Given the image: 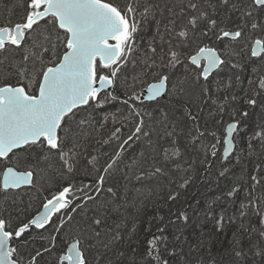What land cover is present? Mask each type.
Returning <instances> with one entry per match:
<instances>
[{"label": "trees", "instance_id": "1", "mask_svg": "<svg viewBox=\"0 0 264 264\" xmlns=\"http://www.w3.org/2000/svg\"><path fill=\"white\" fill-rule=\"evenodd\" d=\"M218 1L134 0L136 20L138 15L141 17L140 31L135 37L130 63L122 69L114 89L116 99H112V92H109L108 99L103 103L90 102L75 110L71 118H66L68 126L61 132L62 138L67 132L64 151L71 149L69 162L73 165V171H67V165L55 150L31 148L40 149L41 155H30L26 159V149L16 151L17 154L11 157L12 164L19 170L37 171L35 187L7 193L0 191V214L11 218L12 225L16 227L40 210L43 197L48 200L65 186H71L75 195L70 198L73 199L75 211L69 209L67 214L73 216V221L66 224L58 235L63 240L72 241L80 237L88 263L101 259L97 264H157L149 256V242L163 236L166 244H160L159 251L161 259L167 260L168 264H264V236L261 235L264 231V88L260 87L257 79L261 78L263 64L260 58H252L250 53L254 41L264 39V15L258 23L261 28L257 27L262 29V34L255 38L252 24L257 23V18L246 15L253 9L250 8L251 3L231 0L230 4L223 5L222 1ZM26 2L0 0V22L23 18ZM112 2L126 9L131 0ZM189 4H196V10L216 19L217 32L221 29L237 30L238 25L245 26L242 38L220 39L224 43L222 52L225 59L236 67L227 63L211 78L206 91L208 101L201 112V124L207 126L214 122L224 127L230 119L241 121L240 132L236 135V152L230 160L222 162L217 148L215 155H212L213 147L210 149L199 142L210 156L208 166L202 172H199L194 158L184 160L186 157L178 147L170 151L172 159L168 166L163 161L165 150L156 151L157 143L153 139L162 143L178 136L167 135L172 127V109L161 106L163 101L156 103L154 108H146L147 105L142 104L133 109L125 103L131 101L130 93L141 94V88L169 72L167 67L149 68L144 63L147 59L151 64L154 59L156 65H161L160 54L169 47L181 53L183 70L191 73L194 69L185 58L189 52L192 53L193 45L194 51L204 46L206 37L201 35L199 29L189 28V39L181 44V38L175 33V29L180 31L185 26L182 24H186V19H183L185 23L182 18L179 19L177 8L185 10L184 17L190 12L196 15V10L189 8ZM145 7L148 8V15L142 17ZM205 24L206 21L200 28L207 31ZM151 29L158 36L152 35ZM141 30L145 34L141 35ZM161 44L167 46L164 51L158 50ZM186 44L192 45L191 49ZM150 45L157 49V55H152ZM9 50L7 52L15 56H11V67L7 69L9 78L27 84V78L21 80L17 75V67L23 66V51L14 50L11 53ZM63 50L59 47L56 55H61ZM44 56L48 58L51 53H44ZM169 58L165 55L163 63ZM28 67L31 71V65ZM172 81L175 82V79L172 78ZM28 90L35 93L37 89L33 86ZM249 99H255L256 105H249ZM244 112L249 114L244 116ZM140 116L144 118L143 128L140 134H136ZM196 135L199 134L196 132ZM196 135L185 136L195 142ZM130 136L132 140H128ZM125 141L128 143L125 144ZM176 150L178 153L174 155ZM117 153L120 154L119 159L113 169L105 174L104 169L117 157ZM2 162L0 160V173ZM157 167L162 172L152 175ZM101 175L105 176L104 190L97 194ZM253 176L257 177L259 183L252 180ZM108 187L116 192L115 197L107 193ZM233 188L238 190L228 196L227 193ZM40 190L45 194L42 195ZM89 195L95 199L88 200ZM172 196L175 199H170ZM13 204L14 208H11ZM181 212L189 216L187 226L178 218ZM98 215H102L104 221L99 238L95 237L92 225L93 218ZM220 216L224 218L223 225L217 227L216 220ZM61 219H66V216L63 214L58 223ZM161 228L164 229L163 234L159 231ZM51 234V226L43 232L45 237ZM113 236L117 239H112ZM28 241L27 245L19 246L23 264H28L41 243L48 244L47 239L33 240L31 236ZM237 251L241 253L239 256L236 255ZM171 252L175 255H171ZM53 254L56 253L53 251ZM39 262L38 257L37 264Z\"/></svg>", "mask_w": 264, "mask_h": 264}, {"label": "snow or ice", "instance_id": "2", "mask_svg": "<svg viewBox=\"0 0 264 264\" xmlns=\"http://www.w3.org/2000/svg\"><path fill=\"white\" fill-rule=\"evenodd\" d=\"M222 2L227 5L229 0H222ZM252 4L264 10V0H252ZM188 7L196 10L198 6L189 4ZM233 7L235 8L236 5ZM134 13L133 5L129 4L126 9H121L112 0H29L28 12L23 22L11 27H0V53L7 52L9 48L23 51V66L17 67V75L21 80L28 79L27 84L0 86V159L9 160L10 154L16 155L15 150L21 148L27 150L46 147L57 152L60 159L67 165L68 172L73 171V165L69 162L71 149L69 152L64 151L67 132L64 133L63 138L61 135L62 130L68 126L66 118H71L75 110L89 105L90 102L103 103L110 95L108 89L117 87L122 69L130 63L136 42L135 37L140 31V25ZM147 15L148 8L145 7L141 16L146 17ZM246 15L252 17L253 12L248 11ZM201 20L206 21L207 31L200 28ZM189 26L191 30L199 29L204 37H209L212 33L216 39L229 38L230 40L242 38L245 27L238 25L236 31L221 29L217 32V20L200 12L199 15L190 16L184 28L176 33L177 37L181 38V44L189 39ZM257 27H259L257 23L252 24L253 29ZM59 47L64 50L61 55L57 56L56 52ZM149 47L152 55H157V49L151 45ZM44 53H51V56L45 58ZM165 55L170 58L163 63ZM251 55L264 58V41L260 39L254 41ZM180 56L179 51L169 47L166 52L160 54L161 65H156L154 59L151 64H148L147 59L144 63L149 68L167 67L171 70L181 63ZM188 59L191 65L200 69L199 76L204 81L209 80L213 69L230 63L222 58L216 48L206 45L198 47L195 55H190ZM28 65H31V71ZM168 80V75H160L159 81L148 88L149 99L162 95ZM33 86L37 89L35 93L28 90ZM260 87L264 88V80L260 81ZM102 92L104 96H101ZM111 98L116 99L115 96ZM247 103L255 106L257 102L255 99H249ZM136 115H139V112H136ZM243 115L247 116L248 113L244 112ZM142 128L143 121L141 120L135 128V133L140 134ZM237 128L236 123L228 125L229 138L225 141L228 146L224 150L225 157L228 156L233 146L232 133ZM144 134L147 135V133ZM200 135L204 133L201 132ZM132 139V136L128 138V140ZM124 143L127 144L128 141ZM212 147V155H215V145ZM177 153L178 150L173 154ZM119 155L117 153V157L104 169L105 174L113 169ZM161 172V168L157 167L152 175ZM220 174L224 175V172ZM252 180L259 183L256 176H253ZM98 183L100 189L97 194L104 190V175L98 178ZM32 184L33 172L30 170L19 171L9 166L0 173V191L7 193ZM237 190L233 188L227 195L232 196ZM106 191L112 197L116 196L112 187H108ZM74 195L73 188L65 186L43 204L41 212L27 222L17 224L14 228L11 218L0 216V264H23L19 246L27 245L29 236L33 240L47 239L48 244L43 246V251L51 253L56 247L57 235L61 229L73 221V216L68 215L67 210L75 211L73 199L70 198ZM87 199L94 200L95 198L89 195ZM170 199H175V196ZM62 211L66 219H61L59 223L54 224L53 217L58 216ZM178 218L183 220L185 226L189 224V216L186 213L181 212ZM223 220V216L216 220L217 227H222ZM92 225H94L95 237L99 238L100 229L104 226L102 215L94 217ZM50 226L52 234L48 237L43 236V232L48 231ZM159 231L163 234L164 229L161 228ZM261 235L264 236V231ZM112 239L115 240L117 237L113 236ZM129 239H131V234ZM14 243L16 246H13ZM160 244H166L163 236L159 240L153 238L149 242V256L157 264H168L167 260L161 259ZM165 251L168 249L165 248ZM170 254L175 255L174 252ZM240 254L237 251L236 255ZM120 255L124 254L120 253ZM41 256L42 252L36 250L28 264H37V258ZM56 264H88L79 239L68 246L66 254L58 257Z\"/></svg>", "mask_w": 264, "mask_h": 264}, {"label": "rangeland", "instance_id": "3", "mask_svg": "<svg viewBox=\"0 0 264 264\" xmlns=\"http://www.w3.org/2000/svg\"><path fill=\"white\" fill-rule=\"evenodd\" d=\"M1 1L6 2L7 0H1ZM221 1L222 0H219L218 2H221ZM244 1L247 4H248V2L251 3L250 8H253L254 10L251 9L249 11L253 12V16L255 18H257L256 20H257V24H258L260 19H261V16L264 15V10L256 8L252 4V0H243V2ZM230 3H231V0H229L228 4H230ZM129 4L133 5L134 0H131V2ZM223 5H225V4H223ZM177 11L179 12V19H181V18H182V20L186 19V24H187L188 18L192 15H195V14L190 12L186 15V17H184L186 14V13L184 14V12H185L184 9L178 10V8H177ZM256 11H257V13H256ZM199 13L200 12L198 10H196V15H199ZM136 14L137 13L135 10L134 15H136ZM137 22L139 23V20ZM183 22L185 23V20H183ZM204 23H205V21H203V20L200 21V25L204 24ZM186 24H182V25H186ZM189 28H190V26H189ZM260 28L255 29V33H254L255 38L259 37L262 34V29H260ZM231 31H236V30H231ZM150 32L152 35L158 36V33L156 31H153V29H151ZM177 32H178V29H175V33H177ZM140 34L141 35L145 34L144 30H141ZM173 39H175V38H173ZM204 40H205L204 46L206 45L208 47L216 48L218 50V52L222 55V58H225L224 54L222 52L223 48H224V43L220 39H216L215 36H213L212 33H210L209 37H206ZM261 40L264 41L263 38ZM177 41H179V38H177ZM213 44H216V46H212ZM166 47L167 46L161 44L158 50L164 51ZM186 47L190 48V47H192V45L186 44ZM252 48H253V45H251L250 51ZM9 52H10V50H9ZM194 53H196V51H194V45H193L191 54H194ZM11 56H13V55H10L8 52L0 53V69H3L7 73H8L7 69L11 67V63H12V57ZM13 57H15V56H13ZM260 60H262V61H260V63L263 64V67H262L261 73H260L261 78L260 79L257 78L258 81L264 80V58L261 57ZM181 64H178L174 69H172L168 73L169 83H172V85L170 86L168 84L169 88H168L167 94L164 98H162L158 101H155V102H142L140 94L130 93L129 96L131 97V101H128L127 105L129 106V108H133V109H135L136 106H138V107L141 106L142 104L147 105L146 108H148V107L154 108L156 103H158L159 101H163L161 106H167L168 108L172 109V116H173L172 120H171L172 127H171V131L168 132L167 135H178V136L175 138H172V139L168 138L165 142H162V143L160 141H158L157 139L156 140L153 139V142L157 143L156 151L165 150V154L163 155V161H164V164L168 166L169 160L172 159V157L170 156V151L174 147H178L179 151L182 154H184L186 157L184 160L194 158L197 162L198 167H199V172H202L203 170H205L207 168V166H208L207 163L210 159V156L207 154L205 147H202L200 143L203 142L206 146H209L210 149L212 148L213 145H215V148H217L219 150L218 154L221 156L222 162H226L223 160V156H222L223 151H224V139L226 137V128H227L226 126L230 122H237L238 125H241V121H233L230 119V120L226 121V123L224 124V127L222 126L223 124L218 125L214 122H212L210 124V126L201 124V112H203L205 110V105L208 101V95L206 94L207 90H204V89L205 88L208 89V84L211 81V78L214 77L215 74H217L222 69L223 66L213 76H211L208 81H204L203 78L201 76H199L200 69H198L196 66L191 65L194 69L197 70L196 74L193 75V71L191 73H188L187 70H183L181 67ZM183 75H185V76H183ZM181 77H182V81H181ZM172 78L175 79V82H173L174 80L172 81ZM177 79L179 80V82H176ZM155 80L156 79H154L150 84L154 83ZM149 85L140 89V90H142L141 94L143 93V91L147 87H149ZM114 89L111 91L112 92L111 96H115V94H114L115 90ZM248 114H249V112H248ZM193 117L195 119H193ZM139 119H140V121L142 120L144 123L143 116L142 117L140 116ZM251 129L253 130L254 128H251ZM180 130L182 131V133ZM196 132L199 135H196ZM201 132L204 133V135H200ZM239 132L240 131L238 130L237 134H239ZM150 135H152V134H150ZM185 135H196L197 141L193 142L191 139H188ZM153 142L151 140V143H153ZM160 151H159V154L162 155V153H160ZM30 155L31 156L41 155V150L40 149L24 150L25 159ZM177 158H179V157H177ZM12 163L13 162L11 161V158L9 160H7V162H6L7 167L11 166V167L16 168V166H14ZM250 172L252 173L251 170H250ZM56 223H57V220L54 221V224H56ZM77 239L80 240L81 246L83 248V240L80 237H78ZM74 240H76V239H74ZM71 241L72 240H70V239L69 240H63L62 238H59V235H57L56 247L52 249L51 253L44 252L43 246H45V245L43 243H41L39 245V248L37 249V250L42 252V256L39 257V260H40L39 264H56L57 258L66 252V248H67L68 244H70ZM13 246H15V243ZM53 251L56 254H53ZM84 252L87 256V253L85 250H84ZM87 259H88V257H87ZM98 262H101V259H99V260L93 259L88 264H97Z\"/></svg>", "mask_w": 264, "mask_h": 264}, {"label": "flooded vegetation", "instance_id": "4", "mask_svg": "<svg viewBox=\"0 0 264 264\" xmlns=\"http://www.w3.org/2000/svg\"><path fill=\"white\" fill-rule=\"evenodd\" d=\"M28 4H29V0H27V2H26V4H25V7H26V12H25V16L27 15V12H28ZM23 15H24V13H23ZM25 16L23 17V18H20V20H17V21H11V22H0V27H11V26H14L16 23H21V22H23V20H24V18H25ZM138 20H141V17H139V15H138ZM260 26V25H259ZM261 27V26H260ZM253 46H254V44H253ZM9 49H11L10 50V52L11 53H14L15 51V49H13V48H9ZM192 50V49H191ZM252 50V49H251ZM250 53H251V51H250ZM190 55H192L190 52H189V55L185 58L186 60H187V62L191 65V63H190V60L188 59V57L190 56ZM193 55H195V54H193ZM252 56V55H251ZM252 58H257V57H253L252 56ZM259 58H261V57H259ZM184 60V59H183ZM232 62H234V61H232ZM230 65L231 66H233V64H231V62H230ZM172 70V69H171ZM170 69H169V72L171 71ZM193 71V75H195L196 74V72H197V70L196 69H193L192 70ZM168 72V73H169ZM3 73V74H2ZM168 73L166 74V75H168ZM192 75V76H193ZM159 80H157L156 82L154 81V83H157ZM24 82H22V81H18L17 79H13V78H9V74L8 73H5L4 72V70L3 69H0V86H3V85H5V84H17V85H19V84H23ZM153 84V83H152ZM172 85V83H169V80H168V83H167V85ZM151 85V84H150ZM168 88H169V86H168ZM141 96H142V94H140ZM229 124V123H228ZM227 127V126H226ZM24 149V148H23ZM21 150V149H20ZM18 151V150H17ZM12 157V155L10 156V158ZM0 160H2V159H0ZM3 162H2V172L5 170V168L7 167V165H6V162H7V160H2ZM19 170V169H18ZM20 171H23V170H20ZM30 171H32V170H30ZM1 172V173H2ZM33 172V174H34V181H33V185H32V187H35V183H36V176H37V171H32ZM31 187V188H32ZM11 191H15V190H11ZM43 194L42 195H44L45 194V192L44 191H42V190H40ZM54 196V195H53ZM52 198V197H51ZM47 202V198L45 197H43V199H42V202H41V208H40V210L37 212V213H35L32 217H34L35 215H37L42 209H43V204L44 203H46ZM11 208H14V204L12 205V207ZM63 211L60 213V214H58V216H54L53 217V222L55 221V219L57 220V223H58V220L60 219V218H62L63 217ZM0 216H3L4 218H7V215H5V214H0ZM31 217V218H32ZM56 217V218H55ZM12 227L14 228V226L12 225ZM37 231H39V230H37ZM14 245V244H13ZM65 254V253H64ZM63 255V254H62ZM61 255V256H62Z\"/></svg>", "mask_w": 264, "mask_h": 264}, {"label": "water", "instance_id": "5", "mask_svg": "<svg viewBox=\"0 0 264 264\" xmlns=\"http://www.w3.org/2000/svg\"><path fill=\"white\" fill-rule=\"evenodd\" d=\"M254 47V46H253ZM257 58H259V57H261V56H256ZM222 67V66H221ZM221 67H219L218 69H213V71H212V73L210 74V77L211 76H213ZM209 77V78H210ZM168 83V82H167ZM154 84V83H153ZM152 85V84H151ZM150 86V85H149ZM148 88L149 87H147L144 91H143V93H142V96H141V100H142V102H155V101H158V100H160V99H162V98H164L165 96H166V94H167V91H168V85H167V87H166V89H165V91H164V93L162 94V95H160L159 97H156V98H154V99H149V92H148ZM113 89L112 88H110V89H108V92H111ZM103 93V92H102ZM81 107H83V106H81ZM80 107V108H81ZM232 123H236L237 125H238V123L237 122H230L229 124H232ZM228 124V125H229ZM228 125H227V128H228ZM227 128H226V137H225V139H224V150L228 147L227 146V144L225 143V141L229 138L228 137V132H227ZM238 130H239V125H238V128H237V130L236 131H234L233 133H232V141H233V146H232V148L229 150V153H228V156L227 157H225L224 156V151H223V160L224 161H228V160H230V158H232V156L235 154V152H236V148H237V142H236V134H237V132H238ZM21 149H23V148H21ZM18 150H20V149H18ZM15 151H17V150H15ZM10 156H11V154H10ZM18 170V169H17ZM20 171V170H19ZM33 181H34V174H33ZM33 185V184H32ZM32 185H25V186H22L20 189H18V190H21V189H24V188H29V187H32ZM18 190H15V191H18ZM43 210V209H42ZM41 210V211H42ZM40 211V212H41ZM77 240V239H76ZM76 240H74V241H72L71 243H73V242H75ZM70 243V244H71ZM70 244L68 245V246H70ZM80 246H81V242H80ZM82 247V246H81ZM68 248V247H67ZM83 249V248H82ZM67 251V250H66ZM66 254V253H65ZM64 255V254H63ZM62 255V256H63ZM86 255V254H85Z\"/></svg>", "mask_w": 264, "mask_h": 264}, {"label": "bare ground", "instance_id": "6", "mask_svg": "<svg viewBox=\"0 0 264 264\" xmlns=\"http://www.w3.org/2000/svg\"><path fill=\"white\" fill-rule=\"evenodd\" d=\"M92 215V214H91Z\"/></svg>", "mask_w": 264, "mask_h": 264}]
</instances>
